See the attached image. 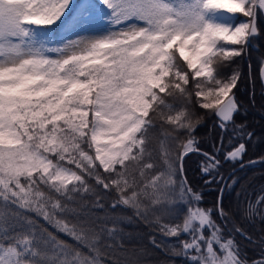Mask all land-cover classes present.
I'll use <instances>...</instances> for the list:
<instances>
[{
	"label": "snow or ice",
	"instance_id": "snow-or-ice-1",
	"mask_svg": "<svg viewBox=\"0 0 264 264\" xmlns=\"http://www.w3.org/2000/svg\"><path fill=\"white\" fill-rule=\"evenodd\" d=\"M261 15L264 0H0V264H130L113 255L124 209L175 238L150 237L187 264H250L225 236L230 214L200 207L184 158L203 157L207 184L224 181L223 163L244 166L240 74L221 68L259 36ZM193 96L232 125L228 149L223 137L199 148Z\"/></svg>",
	"mask_w": 264,
	"mask_h": 264
},
{
	"label": "trees",
	"instance_id": "trees-1",
	"mask_svg": "<svg viewBox=\"0 0 264 264\" xmlns=\"http://www.w3.org/2000/svg\"><path fill=\"white\" fill-rule=\"evenodd\" d=\"M240 19L244 17L240 16ZM247 19V18H245ZM260 34L254 38L251 46L245 48L241 56L235 57L232 62H225L221 72L225 77L231 76L234 71L239 72L237 87L233 89L235 99L239 105V111L234 116L235 124H243L246 131L252 133L251 140L245 138L246 152L243 156L244 166L240 163H223L220 174L227 181H213L205 183L206 177L200 171V161L203 157L197 153L189 154L184 158V175L187 177L191 187L202 196L200 207L211 208L215 212L219 192L221 193L220 205L230 214V221L225 228V236L233 235L238 243L242 254L246 255L248 261L257 260L261 252H264V200L257 205V200L264 196V89L259 77V68L264 61V23L262 15L258 19ZM57 41L60 37L57 36ZM191 111L201 118L200 123L192 133L199 142V148L204 152H213V145L219 146L223 137L224 147H230L232 136V125L228 131H223L220 121L214 114V110L200 108L193 96L192 104L189 105ZM175 114V113H173ZM162 121H157L156 136H159V125ZM165 127H171L165 125ZM239 143V138L231 141V146ZM177 154L179 149L176 150ZM222 159V155H221ZM254 161V163H249ZM233 178L236 183H232ZM94 184V181H92ZM103 191V190H101ZM105 206L111 204V197L105 198ZM256 205L260 214L246 215L249 205ZM177 208L184 207L177 204ZM102 211V210H101ZM130 219L121 223L122 235L114 244L113 255L116 260L121 261L125 255L140 256L146 264H187V261L180 256L171 254V244L165 247H155L150 237L155 236L157 241H174L175 238L164 237L159 232H154L152 228L134 215L132 210L124 209L121 213ZM34 217V214H31ZM182 219V217H181ZM217 222L220 223L218 217ZM38 223L44 224L42 220ZM50 231H55L51 226L45 224ZM239 227L247 237L246 239L235 228ZM232 231L229 232L228 230ZM60 239L69 243H75L69 237L57 233ZM179 247V245H175Z\"/></svg>",
	"mask_w": 264,
	"mask_h": 264
},
{
	"label": "rangeland",
	"instance_id": "rangeland-1",
	"mask_svg": "<svg viewBox=\"0 0 264 264\" xmlns=\"http://www.w3.org/2000/svg\"><path fill=\"white\" fill-rule=\"evenodd\" d=\"M243 20H245V18ZM106 27H107V25H101L98 27L97 30L103 31V29ZM139 258H140V256L125 255L124 257L121 258V261L127 260L130 262V264H146V263H144V261H142L143 258L142 259H139Z\"/></svg>",
	"mask_w": 264,
	"mask_h": 264
},
{
	"label": "water",
	"instance_id": "water-1",
	"mask_svg": "<svg viewBox=\"0 0 264 264\" xmlns=\"http://www.w3.org/2000/svg\"><path fill=\"white\" fill-rule=\"evenodd\" d=\"M262 19H263V23H264V15H262ZM262 69H264V61L262 62L261 66L259 68V77H260V80H261V83H262V86L264 89V78H262V76H261ZM221 193H222V190L219 192V196H218V200H217V207L220 205Z\"/></svg>",
	"mask_w": 264,
	"mask_h": 264
}]
</instances>
